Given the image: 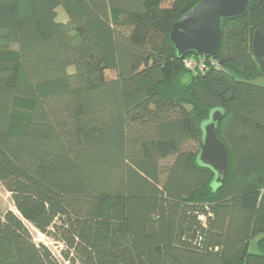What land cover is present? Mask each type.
I'll return each instance as SVG.
<instances>
[{"label":"trees","instance_id":"obj_1","mask_svg":"<svg viewBox=\"0 0 264 264\" xmlns=\"http://www.w3.org/2000/svg\"><path fill=\"white\" fill-rule=\"evenodd\" d=\"M200 1L0 0V264H61L26 222L70 264H264V0L194 71L169 32ZM213 108L220 186L196 162Z\"/></svg>","mask_w":264,"mask_h":264},{"label":"water","instance_id":"obj_2","mask_svg":"<svg viewBox=\"0 0 264 264\" xmlns=\"http://www.w3.org/2000/svg\"><path fill=\"white\" fill-rule=\"evenodd\" d=\"M250 0H201L176 20L169 32V41L178 58L194 53L211 57L218 51L224 20L243 16ZM251 50L264 73V25L252 34ZM224 116L223 109L213 108L200 124L201 140L196 162L214 174V184L220 186L229 166V152L217 137V128Z\"/></svg>","mask_w":264,"mask_h":264},{"label":"rangeland","instance_id":"obj_3","mask_svg":"<svg viewBox=\"0 0 264 264\" xmlns=\"http://www.w3.org/2000/svg\"><path fill=\"white\" fill-rule=\"evenodd\" d=\"M57 11V20L58 21H67V15L64 11V9L62 7H58L56 9ZM72 67H69V70H71ZM109 75H111V72H108ZM258 83H264V76L261 77L260 79L257 80ZM6 210H12L14 212L15 208L13 206L12 203V199H11V195L10 193L7 191L5 185L0 181V214H3ZM28 228L30 229V232L32 234V237L34 239V241L37 244H43L46 247H48L51 252L53 253V255L58 259V261L61 264H70L67 263L66 261L63 260L62 256H61V249H63V245L55 240H53L52 238L45 236L44 234L38 232L37 230H35L33 227H31L27 222H26ZM255 241L256 238H254L251 243H250V250L254 251L255 250Z\"/></svg>","mask_w":264,"mask_h":264},{"label":"built area","instance_id":"obj_4","mask_svg":"<svg viewBox=\"0 0 264 264\" xmlns=\"http://www.w3.org/2000/svg\"><path fill=\"white\" fill-rule=\"evenodd\" d=\"M184 65L188 69L192 70H203L205 68V60L202 57H189L184 59ZM212 64V62H211Z\"/></svg>","mask_w":264,"mask_h":264}]
</instances>
